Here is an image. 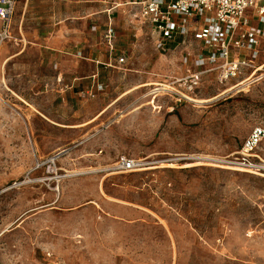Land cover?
<instances>
[{"label": "rangeland", "instance_id": "1", "mask_svg": "<svg viewBox=\"0 0 264 264\" xmlns=\"http://www.w3.org/2000/svg\"><path fill=\"white\" fill-rule=\"evenodd\" d=\"M25 1L14 38L38 24L50 36L59 22L65 51L86 57L100 42L88 3ZM135 12L115 18L126 67L101 69L107 87L92 99L63 106L47 91L27 105L20 68L0 63V264H264V138L259 168L232 162L264 127V41L250 79L222 83L208 70L191 88L170 82L194 69L198 46L156 49ZM120 156L142 166L115 170Z\"/></svg>", "mask_w": 264, "mask_h": 264}, {"label": "built area", "instance_id": "2", "mask_svg": "<svg viewBox=\"0 0 264 264\" xmlns=\"http://www.w3.org/2000/svg\"><path fill=\"white\" fill-rule=\"evenodd\" d=\"M16 1L0 0V20L3 22L0 41L10 36L9 25ZM102 1L108 3L106 11L109 14L124 4L121 0ZM126 3L132 6L130 11H136V15L149 26L156 49L166 51L174 42L191 44L193 41L198 46L193 57L194 69L170 83L196 87L208 70H215L222 83L237 79L250 70V76L245 79L248 80L259 69L256 62L260 55V41H264V0H129ZM251 20H256L258 25L251 24ZM102 37L112 49L115 27L109 24ZM124 63V55L117 57V66ZM104 87V83H96L76 94L80 99L88 100ZM175 94L178 101L191 100L188 94ZM263 138L264 127H253L241 142L233 165L259 168L254 164L253 156ZM57 155L47 159L48 167L55 165ZM140 166L142 163L137 159L120 156L113 168L129 171Z\"/></svg>", "mask_w": 264, "mask_h": 264}, {"label": "crops", "instance_id": "3", "mask_svg": "<svg viewBox=\"0 0 264 264\" xmlns=\"http://www.w3.org/2000/svg\"><path fill=\"white\" fill-rule=\"evenodd\" d=\"M72 1L77 5L88 3L92 8V11L88 15L89 35L91 38L99 39L100 42L93 46L94 49H91L86 57L81 55V50L79 49H76L74 53L63 50L65 47L64 41L62 40L64 30L59 28L61 24L59 22L56 23L57 26H54L55 28L50 36L45 31V28H41L40 24H38L39 28H32L28 33H22V37L14 38L12 31L14 17L18 7V0L16 1L15 10L9 25L10 36L0 41V63L11 64L14 68L17 66L20 68V70H15L22 73L19 80L26 90V94L22 97V100L27 105L41 101L40 97L45 96L47 91H56L59 93L58 98H60L63 106H68L70 103L72 105L77 104L78 102L74 97L78 90L88 88L96 83H103V81L99 80L101 69L122 70L126 67L127 53L116 45L117 32L116 37L113 39L112 49L109 48L108 43L103 39L102 33L109 24L116 27L115 18L119 13L130 11L132 6L126 3L129 0H121L124 4L118 7L112 14L106 11L108 3L102 0ZM29 3L31 1L26 0L24 6L27 7ZM46 3L52 7H59L62 4L61 0H48ZM47 18L51 19L50 16H42L40 19L35 17L32 20L45 21ZM25 19L24 12V15L20 16L18 22L23 23ZM2 27L3 22L0 20V29ZM13 38L22 44L20 43L19 47H15L18 44L16 43L17 41L13 42L14 44L10 43V40ZM121 55L125 56V63L117 66L116 59ZM79 58L86 61H81ZM68 61H70V66H68ZM14 78L15 81L18 80L16 76ZM102 93L101 90L96 94L100 95ZM102 112L101 110L89 122L94 120Z\"/></svg>", "mask_w": 264, "mask_h": 264}, {"label": "bare ground", "instance_id": "4", "mask_svg": "<svg viewBox=\"0 0 264 264\" xmlns=\"http://www.w3.org/2000/svg\"><path fill=\"white\" fill-rule=\"evenodd\" d=\"M261 68V66L259 67V69ZM156 85H159V84H156ZM160 89H165V88H160ZM167 89V88H166ZM221 166H225V165H221ZM225 167H228V166H225ZM232 168V167H231ZM234 168V167H233ZM235 169H237V168H235ZM238 169H245V168H238ZM246 170H248V169H246Z\"/></svg>", "mask_w": 264, "mask_h": 264}]
</instances>
